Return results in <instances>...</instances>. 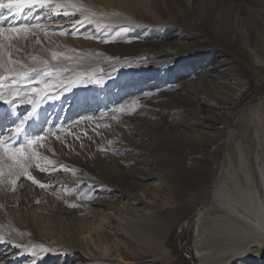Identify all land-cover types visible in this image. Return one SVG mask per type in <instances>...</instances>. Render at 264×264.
I'll return each instance as SVG.
<instances>
[{"label": "bare ground", "instance_id": "bare-ground-1", "mask_svg": "<svg viewBox=\"0 0 264 264\" xmlns=\"http://www.w3.org/2000/svg\"><path fill=\"white\" fill-rule=\"evenodd\" d=\"M57 1L70 11L73 9L69 5H82L88 9L87 14L93 19L112 22L118 20L112 15H100L101 12L105 13L104 9L98 8L95 2L94 8H91L89 0ZM133 1L108 0L104 7L107 9L114 5L110 11L115 8L122 13L128 11L130 22L144 23L146 18L143 20V15H140L141 18L138 17L139 14L136 15ZM184 1L186 0H138V5L146 10V14L149 12L152 15L153 12L163 13L171 8L175 17L187 22L190 20L186 16L189 15L186 14L188 8L202 0H190L188 4H184ZM228 3L230 1L203 0L195 11L198 16L202 15L208 21L216 23L221 37L227 34L234 36L239 43L246 42L248 48L239 52L242 55L241 61L237 58L226 59L228 67L220 71L217 70V62L219 64L221 61L211 55L206 56L201 63L196 61L195 54L190 55L196 62L187 75L194 82H186L182 87L185 93L195 95L192 105L190 104L192 109H187L188 99L182 96L183 92L177 93V100L172 104L174 106L169 107L173 122L161 123L165 125L161 127L153 125L151 129L154 135L136 127H129L122 136L108 132L100 141L109 150L106 158H102L94 148L89 151L88 148L84 150L77 147L74 139V131L86 127L89 131L87 140L93 141L100 134L95 123L98 119L89 120L87 125L81 122L82 117L102 113L116 103V99L120 102L143 100L152 94L170 90L172 85L173 90L178 92L186 77L184 74H169L166 70H175L180 61L185 62L184 57L180 56L190 52L191 47L184 46L189 44L190 38L184 44V41H179L180 37L168 34L165 39L154 40L147 51L138 49V53L135 50L143 62L137 64L142 66L129 82L120 78L122 75L119 71L115 76L112 75V70L119 62L112 55L105 59V69L110 72L91 78L94 83L90 79L76 77L72 83V92L68 87L59 92L57 90L55 95L51 94L56 90L40 95L35 115L22 136L27 134L31 137L33 135H30V131L36 129L48 143L47 148L35 146V151L41 157L38 163L47 170L40 171L36 167L37 163L29 167L36 180L46 187L40 188L23 176L17 181L15 191L8 183L0 182L1 212L12 224L16 223V219L26 220L20 222L24 226L23 233L7 232L0 226L1 236L9 234L16 240L23 238L25 243L32 238L40 242L31 219H44L47 214L48 221L54 226L59 248L64 252L73 251L92 257V264H111L108 256L113 248L117 258L133 261L135 264H151L144 262L148 258L160 259L164 263L169 259L166 242L174 226L172 214L176 216L194 207L195 210L203 209L196 217L198 235L195 251L198 254L193 257L195 264H264V103L240 109L250 87L251 71L245 66H264V0H249V3H240L239 6ZM147 21L154 23L153 20ZM61 41L66 48L68 41ZM11 44L13 46L14 41ZM54 47L56 49L58 46ZM81 55L84 54L79 57ZM83 60L84 57L79 63ZM157 62H160L157 69L153 68ZM18 66L14 65L17 71H21V66ZM237 68H242L243 72L239 74ZM122 74L124 76L130 72ZM41 81L45 80L39 76L38 82ZM96 81H105L107 85L103 83L105 86L101 88L95 86L90 89L97 85ZM78 83L83 84L82 89H78ZM197 83L206 86L207 99L205 95L197 94L201 87L197 88ZM9 84L10 81L5 80L2 91L7 93ZM17 85L12 86L18 87ZM2 111L0 107V112ZM51 111L54 112L53 115L48 114ZM54 123L64 128L73 124V128L69 130L70 133L67 132L57 140L50 130ZM141 123L140 127L145 129L146 121L142 120ZM170 138L180 143L177 171L182 175V186L178 188L168 171L157 166L154 160H147L148 152L155 147L157 141ZM96 154L100 157L96 158ZM49 161L53 163L49 164ZM118 165H121L120 170L116 168ZM99 166L106 170L113 169L110 171L116 173L114 181L105 179L97 169ZM72 204L77 206L72 207ZM141 204L143 207L139 210L130 207ZM163 207L167 208L163 210ZM109 210L119 213L117 218L121 222H118L113 237L117 234L125 239L128 245L125 251L119 246L118 239L98 233L100 228L110 227L106 222L112 214ZM64 221H68L69 226L74 224L70 231L63 227ZM93 232L96 233V244L90 238ZM90 245L95 252L89 249Z\"/></svg>", "mask_w": 264, "mask_h": 264}, {"label": "rangeland", "instance_id": "rangeland-1", "mask_svg": "<svg viewBox=\"0 0 264 264\" xmlns=\"http://www.w3.org/2000/svg\"><path fill=\"white\" fill-rule=\"evenodd\" d=\"M188 1L190 0L184 1V4H186ZM202 1H199L197 5L201 4ZM224 1H230V3L228 4L232 3L231 5H235V6H239L240 3H241L240 5L244 3H249V0H239V1L224 0ZM57 2H58L57 0H54L52 4L47 5L45 8H38V7H33L32 9L25 8L23 12L15 15L14 17L17 23L23 21V18L28 13V11H32L33 17L36 16L40 17L39 20H35L33 17L28 18L29 23H38L40 25V28L31 29V32L34 35H29L27 39H14L13 40L14 45L11 47L12 49L11 48L9 49V51L12 52L13 60L21 61V64L19 66L16 65L18 67L21 66L20 67L21 71L29 69L30 67L32 68L35 67L38 68V70L43 69L44 71L46 70L51 73L50 77H44L42 72L40 73V75L37 73L35 74L29 72L27 77L22 75L18 79H16L15 82L13 83L15 85L18 84L17 86L20 88L22 92H29L30 95L32 89L34 88L41 89V91L38 94L33 96L34 100L40 99V95L44 93L43 89H44L45 81L56 83V81L62 80L65 82V85H67V81L69 80L75 81L76 77L78 78L82 77L84 80L90 79V82L94 83V81L91 78L96 77L99 74L100 75L107 74L110 72L109 70L105 69V61H106L105 59L109 58V56L112 55L113 57H115L116 60L119 61L116 63L117 65L115 64L116 66L114 65L116 68L112 70L113 71L112 75L115 76L116 73L119 71V73L122 75V77L120 78L127 80L129 82L132 80L133 75L136 74V72H139V67L142 66V65H137L143 62L142 58L138 57L139 55H136L137 54L136 51L139 53L138 49L142 51H147V49H149L152 46L154 40L157 39L159 41L165 39L168 34H173L175 36L180 37L179 41H184V44H186L189 38L191 39V41H188L189 42L188 45H184L187 48L191 47L189 49L190 52L187 51L184 54H181L180 56V57H184L185 62L180 61L178 65L179 68L177 67V69L175 70L173 69L166 70L167 72H169V74L174 73L177 76L184 74L183 76L186 77V78L184 77L185 79L183 78L185 82H183L180 85L179 87L180 90H178V92L173 90V85H172V87H170L171 88L170 90L172 91L166 90L161 92L162 94L155 93L152 94L149 98L143 100L135 101L134 99H131L129 101L120 102L119 99H116L114 98V96H112V98L116 99L115 101L117 102L113 103V105L106 108L102 113L96 114L95 116L92 115L88 117H82L83 120L81 119L82 120L81 122L87 125L89 124V120L93 118L98 119V122L95 121V123L97 124L96 128L100 129V134L96 136V138L93 141L89 139L90 141H92L90 142L87 140L88 138L86 137L89 132L87 131V128L86 127L78 128L76 131H74V133L76 132L74 134V139L77 142V147H80L81 149L84 150L88 148L89 151H93L94 148V151L100 154L102 158H106V155L108 154L109 150L107 146H103V144L100 143V141L102 140V137H104L108 132L113 133L117 136H122L126 133L129 127L133 129L134 127H136L140 129L142 132L143 131L148 132L149 135L153 134L154 133L152 130L153 125L161 127L162 125H164L161 123L173 122L169 115L170 113L169 107L174 106L172 104L177 100V97L175 96L177 95V93L183 92L182 96L187 97L188 104L185 103L187 104V109H190L192 107L191 102L192 99H194L195 95L190 96L191 95L190 92L185 93L183 91L184 87L182 86L186 82H191V83L194 82L193 81L194 79H192L191 76L187 75L188 71H192L193 69L192 64L194 62L197 61L201 63L204 61L206 56L211 55L212 58L221 61L219 64L217 62V66H218L217 70L222 71L228 67V63L226 59L230 60L231 58L232 59L237 58L240 60V57L242 55H240L239 52L242 49L244 50L245 48H248L246 47V42L239 43V40H237L234 36L225 34L224 36L221 37L218 32L216 23L211 22L210 20L208 21L202 15L198 16V14L195 11V9L198 7L197 5H191L188 8L189 11L186 14L189 15L186 16L190 20L187 22L186 21L182 22L178 19V17H175L173 15L171 8L169 9L170 12L169 10H165L167 8H164L165 11H163V13L153 12L154 17L149 12L148 13L150 15L148 13L147 15L146 10H144V8L141 5H138L139 4L138 0L136 1L134 0L133 6L135 7L134 11L137 13L136 15L139 14L138 17L140 18H141L140 15H143L142 19L144 20L146 18V21L144 23H140V22L132 23L130 22L131 21L130 16H127L129 14L128 11H124L122 13L116 8L110 11L111 8L115 7L114 5H110V7L106 9V7H104L105 6L104 3L105 2L108 3V0H89L88 4H91V8H94L93 7L94 4L97 3L96 5L98 8L104 9L105 13L101 12L100 15L103 14L104 16L112 15L117 17L118 20L112 22L110 20L99 19V18L93 19L90 17V15L87 14L91 22L84 21L82 24H77L76 22L78 20H83L82 14L76 12L74 15L64 16L63 12L67 9L63 7L57 8L56 7V5L58 4ZM151 2H154V0H151ZM215 3L219 4V1H216ZM223 3L226 4V2ZM67 11L70 13L73 12L70 10ZM92 11H99V10H92ZM139 12L140 13L143 12L144 14L143 13L140 14ZM0 13H3L9 18L8 20L5 21V26L9 21L13 20V17L9 15L7 10L0 9ZM57 13L60 14L57 15ZM147 19L153 20L154 23L150 24V22L152 21L148 22ZM62 32L64 34H61ZM61 40L68 41L66 48L63 47L64 44ZM114 45H118V46H114ZM54 46H58V47L55 49ZM17 49H19V51H16ZM53 52L62 55L57 59H53L52 57ZM114 53L117 54L118 56H115ZM80 54H84V55H81V57H79ZM194 54L196 56L195 58L196 61L193 59V57L190 56V55L193 56ZM198 54H200V56H198ZM33 57H36L37 59L33 60L32 59ZM82 57H84L85 60H83L82 63H79ZM189 59L192 60L188 61ZM43 61H47L48 63L43 64L42 63ZM160 62L154 64L153 68L157 69V66H159L158 64ZM245 67H247V69L251 71V75H250L251 77L249 79L250 87L241 103L240 109L246 106H256L264 103V66H260V67L245 66ZM126 69L128 71H126ZM236 71L240 74L241 72H243V69L237 68ZM121 72L122 73L130 72V74H124L125 76L124 77ZM0 74L7 75L4 69H0ZM39 76L45 81L38 82ZM154 77L155 76H153V78ZM29 79L34 80V83L29 85L28 83ZM111 79H113V77ZM106 81L108 82V79ZM35 82L38 84H36ZM107 82L104 81L103 83L107 85ZM103 83H97V85L96 84L93 85L92 88L90 86L89 87L90 89H94L95 86L101 88L102 86H105L103 85ZM201 84L197 83L196 84L197 88L200 87ZM202 85L199 88V90H197V94L201 96L205 95V93L207 92L206 88H204L206 86H202ZM82 86L83 84L78 83V89H82ZM55 88L56 89L54 90L48 89L47 94L53 93L56 90L54 94H51V95H55L60 90H63L64 88L67 89L68 86L60 87L59 84H57ZM68 89L70 90V92L73 91L72 84ZM205 96L207 99V95ZM0 107L4 110L8 106L3 104V102H0ZM31 110H32V105H29L27 103L19 104L18 101H17V107L14 109V111L20 116L27 114V112ZM53 113L54 112L51 111L48 114L53 115ZM54 120L55 118L52 120V122ZM142 120H145L147 123L145 129L140 127V125L142 124L141 123ZM30 121L25 125V128L30 123ZM14 126L15 125L11 122L0 121V137L10 136L11 135L10 130ZM71 128H73V124L69 126L67 125V127L64 128L61 125L59 126L58 124L54 123L52 125V128H50V130L54 134V136H56V138L59 137L60 139L62 135L65 136L67 132L70 133ZM23 133H21L20 137L17 139V144H19L25 138L24 136H22ZM30 135L37 136L40 134H38L37 130L35 129L30 131ZM117 140L122 141L121 143L123 144L126 143L125 141L123 142L122 139H117ZM150 142L152 143V140H150ZM179 144H180L179 141L173 140L172 138L160 140L157 141L155 147H152L147 154V160H151V159L154 160L157 166H160L163 170L169 172L170 174L169 176L173 177L172 180L176 184V188L182 186V175L177 171V164L180 153ZM37 146H40L42 148H47L48 143H46V140L44 138L43 140L38 142ZM99 151L103 155L99 153ZM98 154L95 155L96 158L100 157L98 156ZM29 163L31 165L30 166L31 168L36 163H38V160H32L29 161ZM120 166L121 165L116 166L117 170H120ZM151 166L152 165H150V167ZM97 169L101 173H103L105 179L114 181L113 176L116 175V173L114 171H110L113 169L110 168V170H106L102 166H99ZM160 196H162L161 193ZM130 207L132 209L139 210L143 207V204L138 205V207L134 205L132 206L130 205ZM164 208L166 209L167 207H163V210H165ZM194 210H195L194 207H190L188 210H184L176 216L172 214V219L174 220L173 221L174 226L171 229V233L169 234L168 240L166 242V247L169 251L168 254L169 259H167L166 262L162 263L160 259L154 260V258L151 259L148 258L147 260H144L145 263L151 262V264L153 263L154 264H195L193 261V257L197 253V251H195V241L197 239L196 236L198 235L196 217L201 213L203 209L202 210L196 209L197 211ZM109 212H111L112 214L108 216L106 222L109 223L110 227H102L98 230V233L107 234L111 239H118L119 246L122 248V251H125V249L127 248L126 246H128L125 243L126 242L125 239H123L122 236L117 234L115 237H113L114 236L113 234L116 232V226L118 222H121L119 218H117L119 216V213L117 211H112V210H109ZM195 212H196L195 216L191 218V225H192V229L190 231L191 237L186 242L187 238H186V232L184 230L185 221L192 213ZM46 216L47 214H45V217ZM45 217L44 219H42V217H33V219H31L32 227L37 232L40 242H37L35 241V238H32V240L25 243L23 241V238L20 240H16L12 238L11 235L9 234H5L4 236L0 235V264H92L94 262L92 257H87L84 254L83 255L77 254L73 251L64 252V250L60 249L55 238L56 235H55V231L53 230L54 226H52L51 221H48L47 219L48 216L46 218ZM75 217L77 218L79 216H75ZM20 219H16V223L12 224L9 222L8 218L0 210V226L5 228L7 232L13 231L16 233H23L24 226L22 223H20L23 219L22 218ZM71 219L73 220L74 217H72ZM25 221L26 220H23V222ZM73 221L76 224H78L77 220L74 219ZM71 224L74 226L73 223ZM27 225L28 223H26V226ZM72 225L69 226L68 221L63 222V227H66L65 228L66 231H70V227H72ZM78 226L80 227L81 224ZM90 238L96 244L97 240H96L95 232L90 234ZM185 242L186 245L184 246ZM87 243L90 242L88 241ZM89 249L94 251L91 245ZM113 249H111L112 251L109 253L108 256V258L110 257L109 259H111L110 260L111 264H135L133 261L117 258V253H115ZM92 254L93 253H91V255Z\"/></svg>", "mask_w": 264, "mask_h": 264}, {"label": "snow or ice", "instance_id": "snow-or-ice-1", "mask_svg": "<svg viewBox=\"0 0 264 264\" xmlns=\"http://www.w3.org/2000/svg\"><path fill=\"white\" fill-rule=\"evenodd\" d=\"M54 0H0V9L7 10L9 15L13 17V20L9 21L5 26V21L8 20V16L0 13V69H4L7 75L0 74V102L7 105L2 112H0V121L11 122L15 126L11 128L10 136L0 137V182H6L11 185L12 190L15 191V185L21 176L32 181L33 184L39 185L40 188H45L46 185L36 180V178L29 171L31 166L29 161L39 160L41 157L39 153L35 151V147L39 141L43 140L44 137L37 136H27L17 144V139L20 137L21 133L25 130V125L32 120L36 111V104L38 100H34L33 96L38 94L41 89L34 88L31 90V95L29 92H22L19 87H13V83L20 76L27 77L29 72L42 74L45 77H50L51 73L44 71L42 69H37L35 67L26 69L24 71H17L14 65H20L21 61L13 60L12 52L6 51L12 47L11 42L14 39H27L29 35H34L31 32L32 28H40L38 23H29L28 18L33 17L32 11L24 16L23 21L17 23L14 19L15 15L23 12L25 8L32 9L33 7L45 8L47 5L52 4ZM57 8L64 7V5H56ZM73 9V12H68L65 10L63 12L64 16L74 15L76 12H79L83 16V20H78L77 24H82L84 21H90L89 16L87 15L88 9L81 6L69 5ZM60 13H57L59 15ZM35 20H39L40 17H33ZM46 31V30H45ZM61 34H64L63 32ZM39 42V41H37ZM16 51H19L17 49ZM62 54L53 52V59H57ZM36 60V57L32 58ZM70 59V57H69ZM43 64H47V61H43ZM9 80L10 84L8 86L7 94H5L2 89L4 88V81ZM99 83V81H96ZM29 84L34 83V80L29 79ZM73 81H67V85L62 80L56 81V83H51L45 81L44 84V93L47 94L48 89H55L56 85L59 84L60 87L68 86L70 87ZM17 101L19 104L27 103L32 105V110L28 111L25 115H18L14 109L17 107ZM122 111V110H121ZM59 139V137H57ZM31 150V151H29ZM52 161H49V164H52ZM36 167L40 171H46L44 167H41L39 163L36 164ZM72 207H76V204H72Z\"/></svg>", "mask_w": 264, "mask_h": 264}, {"label": "water", "instance_id": "water-1", "mask_svg": "<svg viewBox=\"0 0 264 264\" xmlns=\"http://www.w3.org/2000/svg\"><path fill=\"white\" fill-rule=\"evenodd\" d=\"M195 214H196V212H195V213H192V214L186 219V221H185V227H184V230H185V232H186V238H187L186 242H187V241L190 239V237H191V235H190V231H191V229H192L191 218L194 217ZM186 242L184 243V246L186 245Z\"/></svg>", "mask_w": 264, "mask_h": 264}]
</instances>
